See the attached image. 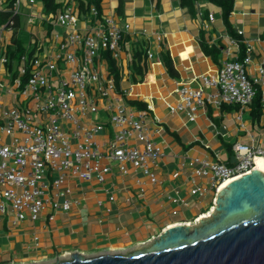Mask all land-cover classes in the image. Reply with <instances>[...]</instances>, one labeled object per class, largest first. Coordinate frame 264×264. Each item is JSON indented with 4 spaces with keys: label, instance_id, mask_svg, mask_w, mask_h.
<instances>
[{
    "label": "crops",
    "instance_id": "1",
    "mask_svg": "<svg viewBox=\"0 0 264 264\" xmlns=\"http://www.w3.org/2000/svg\"><path fill=\"white\" fill-rule=\"evenodd\" d=\"M59 1L64 2L65 7L74 5L71 4L73 0ZM157 1L124 0L125 9L121 15L117 13L119 0H103L102 15H112L121 25L129 23L132 26L130 34L120 42L118 90L132 92V96H123V102L134 112L147 113V134L162 147L163 156L153 167L158 182L151 184L142 170L131 166L129 173L123 175L115 163L104 159L103 163L112 168L105 182L69 179L73 203L70 211H55L47 206L37 221L23 220L16 224L13 223L14 215L2 217L0 264H53L58 259H70L74 253L83 257L126 255L128 251L150 245L166 228L193 224L195 219L207 217L213 207L216 196L208 188L207 180L197 178L193 174L194 167L187 165L192 159L219 160L233 166L236 159L233 148L232 153L227 151L228 145H259L264 141L263 105L259 121L253 119L251 105L243 110L235 105L208 107L195 122H188L184 114H170L166 103L176 102L177 83L215 73L222 66L225 49L229 46L225 36L230 33L223 23L221 9L213 4L197 5V14L193 17L181 8L180 0H161L158 6ZM210 13L214 22L207 18ZM122 19L124 23L119 21ZM19 20V37L23 30L33 39L25 44L26 40L20 37L29 52L34 49V54L42 55L45 51L53 54L58 51L53 43L59 44L66 36L65 31L54 25L55 21L43 12L41 4L31 5L25 0ZM80 20L82 30L95 24L89 15L80 16ZM85 21L88 24L85 25ZM230 21L233 31H241V39L252 47L248 73L255 76L257 67L264 63V0H236ZM10 34L6 33L4 40ZM203 39L209 48L218 47L220 56L207 54ZM163 46L169 49L174 66L172 75L162 62ZM138 52L142 54L140 61L133 66ZM151 53L152 59L148 57ZM103 60L109 70L108 61L105 57ZM59 66L66 69L63 61ZM13 75L14 70L9 71L7 66L0 64V105L3 107L25 104L23 97L17 99L14 94L7 93ZM192 85L197 87L198 81H193ZM260 90L264 95V82ZM98 101L99 119L94 121L95 115L85 119L104 125L96 139L105 153L114 139L115 129L104 109L107 101L100 98ZM131 102L140 103L142 108ZM129 146L135 147L138 143L132 139ZM194 182L207 188L203 197L190 194ZM176 191L189 203L188 207L171 203L169 198L174 197ZM112 197L114 199L110 200ZM174 210L177 215H173Z\"/></svg>",
    "mask_w": 264,
    "mask_h": 264
},
{
    "label": "built area",
    "instance_id": "2",
    "mask_svg": "<svg viewBox=\"0 0 264 264\" xmlns=\"http://www.w3.org/2000/svg\"><path fill=\"white\" fill-rule=\"evenodd\" d=\"M22 1H15L12 17L0 27L3 66L8 62L3 51L4 38L15 29L14 17L20 15ZM27 2L33 5L36 0ZM88 15L95 24L82 30L76 6L61 11L54 25L63 28L66 36L59 44L53 43L61 54L45 51L32 58L24 56L18 76L11 78L12 86L6 88L17 99L23 97L25 104L9 108L0 105V136L9 139L4 143L0 138V220L14 215V224L23 220L35 222L47 206L55 211H70L73 203L69 179L105 182L112 168L103 163L104 159L115 163L123 175L129 173L131 166L142 170L151 184L158 182L153 167L163 156V150L147 134V113L134 112L123 102V96H132V92L118 90L115 77L103 60V54L110 52L119 63L120 42L130 34L132 26L121 25L112 15L101 19L95 6H91ZM208 19L215 20L211 13ZM237 33L238 38L225 36L229 46L222 66L215 73L177 83L176 102L166 103L170 114H184L188 122H195L208 107L235 105L243 110L252 104L258 86L264 82V63L257 67L255 76L249 75L252 47L241 39V31ZM241 44L245 46L242 59ZM148 57L152 59L153 54ZM60 61L66 69L59 66ZM67 70L69 73L65 75ZM27 74L24 82L22 78ZM193 81H198L197 87L192 85ZM99 98L107 101L104 109L115 129L105 153L96 139L104 125L85 119L99 113ZM64 124L70 127L66 129ZM132 139L138 146H129ZM233 152L236 159L233 166L203 158L192 159L187 165L194 167L197 178L207 180L208 188L216 196L225 182L251 173L256 169V161L264 160V141L259 145L236 143ZM206 192L207 188L195 182L190 190L191 195L199 198ZM169 200L176 206H189L178 191ZM177 214L174 210L173 215Z\"/></svg>",
    "mask_w": 264,
    "mask_h": 264
},
{
    "label": "water",
    "instance_id": "3",
    "mask_svg": "<svg viewBox=\"0 0 264 264\" xmlns=\"http://www.w3.org/2000/svg\"><path fill=\"white\" fill-rule=\"evenodd\" d=\"M207 214L166 228L126 255L74 253L53 264H264V172L254 169L232 180Z\"/></svg>",
    "mask_w": 264,
    "mask_h": 264
},
{
    "label": "trees",
    "instance_id": "4",
    "mask_svg": "<svg viewBox=\"0 0 264 264\" xmlns=\"http://www.w3.org/2000/svg\"><path fill=\"white\" fill-rule=\"evenodd\" d=\"M16 0H0V27L7 24L9 19L12 17L11 8ZM236 0H180V6L181 8L186 11L191 16H195L197 14V5L202 3H210L218 8L221 9L223 23L226 26L228 32L232 34L234 37L238 38L237 33L233 31V27L230 21V16L232 15L234 11V5ZM69 3V2H68ZM161 3V0H158L156 2V5L158 6ZM40 4L43 8V12L48 15V17L53 21L56 20V16L63 11L65 7V3L60 2L59 0H40ZM102 4L103 0H79L78 5H76V9L79 13V16L88 15L90 12L91 6H95L98 10L99 17L102 19ZM125 9L124 0H119V6L117 9L118 14H123ZM208 13V12H207ZM208 18V14H207ZM15 20V29L11 32L10 36L7 40L4 41L3 44V51L8 59V62L6 66L8 67L9 71L14 70V77L18 76V68L22 64V58L27 55V57L32 58L34 55V49L30 52L26 49V46L24 45L23 41L19 37L18 28H20V20L19 16L14 17ZM203 48L206 51L207 54L211 55L212 57L220 56V49L218 47H208L207 42L205 39L202 40ZM141 52H138L134 56V64L133 66H137V61H140L141 58ZM245 56V46L241 44V59ZM103 57L106 58L109 64V71L110 73L115 77L116 85L120 83L121 80V74L120 69L118 66V61L112 58V55L110 52H105L103 54ZM162 62L165 68L167 69L169 74H174V66L173 62L169 53V49L167 47L162 50ZM29 74V72H28ZM28 74L25 75L22 79L25 82L28 78ZM264 98V95L262 94L260 90V86H258L256 96L254 97L252 104H251V115L253 116L254 120L259 121L261 119L262 115V100ZM131 105H135L139 108H142V105L137 102H131ZM226 105H222V108H224ZM232 146L228 145L226 147L227 151L229 153H232Z\"/></svg>",
    "mask_w": 264,
    "mask_h": 264
},
{
    "label": "rangeland",
    "instance_id": "5",
    "mask_svg": "<svg viewBox=\"0 0 264 264\" xmlns=\"http://www.w3.org/2000/svg\"><path fill=\"white\" fill-rule=\"evenodd\" d=\"M25 0H23L22 1V5H23V2H24ZM86 1V0H85ZM77 3H79V0H73L72 2H71V4H74V5H78ZM40 4V0H36V6H38ZM35 11H32V13H34ZM119 21H121L122 23H124V19H122V20H119ZM20 37L24 40H26V42H25V44H28V42L30 41V40H32L33 41V39H31L30 38V36L28 35V34H24V31L22 30L21 31V33H20ZM40 37V39H43V37L40 35L39 36ZM93 118V120L94 121H97L98 119H99V115L98 114H95V116H93L92 117ZM1 138H2V141L4 142V143H7L8 141H9V139L8 138H6L5 139V136L4 135H1ZM4 138V139H3Z\"/></svg>",
    "mask_w": 264,
    "mask_h": 264
},
{
    "label": "bare ground",
    "instance_id": "6",
    "mask_svg": "<svg viewBox=\"0 0 264 264\" xmlns=\"http://www.w3.org/2000/svg\"><path fill=\"white\" fill-rule=\"evenodd\" d=\"M256 162H257L256 163V169L261 171V172H264V160L258 159ZM229 183H230V181L225 182L224 185L222 186V188L225 187ZM207 217H208V214H207Z\"/></svg>",
    "mask_w": 264,
    "mask_h": 264
}]
</instances>
